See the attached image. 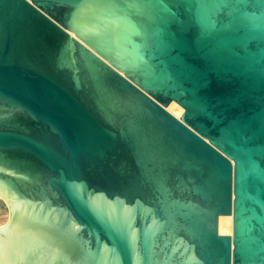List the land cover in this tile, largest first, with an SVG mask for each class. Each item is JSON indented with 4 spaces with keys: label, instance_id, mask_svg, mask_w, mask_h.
<instances>
[{
    "label": "water",
    "instance_id": "1",
    "mask_svg": "<svg viewBox=\"0 0 264 264\" xmlns=\"http://www.w3.org/2000/svg\"><path fill=\"white\" fill-rule=\"evenodd\" d=\"M0 261L264 264V0H0Z\"/></svg>",
    "mask_w": 264,
    "mask_h": 264
},
{
    "label": "bare ground",
    "instance_id": "2",
    "mask_svg": "<svg viewBox=\"0 0 264 264\" xmlns=\"http://www.w3.org/2000/svg\"><path fill=\"white\" fill-rule=\"evenodd\" d=\"M167 109L176 117H180L184 112L183 108L176 102H172ZM233 217L232 215L221 216L219 219V231L220 233L232 234Z\"/></svg>",
    "mask_w": 264,
    "mask_h": 264
},
{
    "label": "rangeland",
    "instance_id": "3",
    "mask_svg": "<svg viewBox=\"0 0 264 264\" xmlns=\"http://www.w3.org/2000/svg\"><path fill=\"white\" fill-rule=\"evenodd\" d=\"M184 110V109H183ZM222 235H232V234H228V233H220Z\"/></svg>",
    "mask_w": 264,
    "mask_h": 264
},
{
    "label": "snow or ice",
    "instance_id": "4",
    "mask_svg": "<svg viewBox=\"0 0 264 264\" xmlns=\"http://www.w3.org/2000/svg\"><path fill=\"white\" fill-rule=\"evenodd\" d=\"M0 264H6V262H4V261H0Z\"/></svg>",
    "mask_w": 264,
    "mask_h": 264
}]
</instances>
